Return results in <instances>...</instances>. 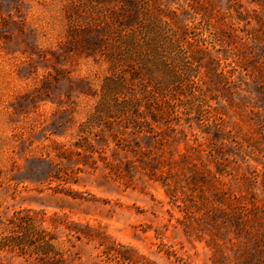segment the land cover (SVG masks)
Instances as JSON below:
<instances>
[{"label":"rangeland","instance_id":"1","mask_svg":"<svg viewBox=\"0 0 264 264\" xmlns=\"http://www.w3.org/2000/svg\"><path fill=\"white\" fill-rule=\"evenodd\" d=\"M0 264H264V0H0Z\"/></svg>","mask_w":264,"mask_h":264},{"label":"trees","instance_id":"2","mask_svg":"<svg viewBox=\"0 0 264 264\" xmlns=\"http://www.w3.org/2000/svg\"><path fill=\"white\" fill-rule=\"evenodd\" d=\"M46 245H47V243H46Z\"/></svg>","mask_w":264,"mask_h":264}]
</instances>
